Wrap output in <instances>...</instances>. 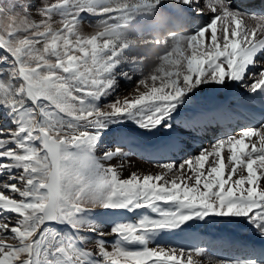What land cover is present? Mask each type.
<instances>
[{
    "label": "snow or ice",
    "instance_id": "obj_1",
    "mask_svg": "<svg viewBox=\"0 0 264 264\" xmlns=\"http://www.w3.org/2000/svg\"><path fill=\"white\" fill-rule=\"evenodd\" d=\"M0 264H264V0H0Z\"/></svg>",
    "mask_w": 264,
    "mask_h": 264
},
{
    "label": "bare ground",
    "instance_id": "obj_2",
    "mask_svg": "<svg viewBox=\"0 0 264 264\" xmlns=\"http://www.w3.org/2000/svg\"><path fill=\"white\" fill-rule=\"evenodd\" d=\"M84 21H85V31L87 32H91L93 31L94 29L92 27H89L88 24H87V21L85 20L84 18ZM141 27V28H140ZM137 28V29H136ZM140 29V30H139ZM154 28L152 27L151 25V21H148V20H142L138 23H134L131 27H128V28H125L123 29V31L129 33L130 35H132V32H136L138 30V35L139 36H143L142 38L144 39V41H146V39H148L149 35H150V32L149 31H152ZM145 33V34H144ZM134 35V34H133ZM146 35V36H145ZM148 35V36H147ZM138 38V36L136 37ZM158 38V37H157ZM139 40V39H138ZM142 40V39H141ZM125 43H131L132 45V49L133 48H138L140 46V44L137 42V41H134V43H132L131 41H127ZM146 46V45H145ZM155 44L153 43H149L147 44V51H154L156 50L154 48ZM141 49V48H140ZM218 94V97L220 98L221 101H225L227 99V97L229 96V93H226L224 90H219L217 89V92ZM216 94V95H217ZM215 96V95H214ZM212 96V97H214ZM211 98V96H210ZM257 100L259 101V98H257ZM253 103V102H252ZM255 104V103H254ZM257 106V105H256ZM259 107V105L257 106V108ZM131 161H132V164H133V168L132 169H129L127 171L124 172V176H127L128 175V171H131V170H137V169H142L144 171H155V168L153 165H150L147 161L143 160L142 158H139L138 156H132L131 157ZM231 226V225H230ZM220 246H217V251H224L223 248H219ZM226 254H229V252L225 251Z\"/></svg>",
    "mask_w": 264,
    "mask_h": 264
},
{
    "label": "rangeland",
    "instance_id": "obj_3",
    "mask_svg": "<svg viewBox=\"0 0 264 264\" xmlns=\"http://www.w3.org/2000/svg\"><path fill=\"white\" fill-rule=\"evenodd\" d=\"M85 18V20L86 21H88V20H90V19H95V18H93V17H88V16H85L84 17ZM5 23L7 24L8 23V20L6 19L5 20ZM157 33V32H156ZM156 33H154V35L152 34V35H149V37H148V39H146V41H144V39L143 38H141V37H138V38H136L137 36V33H135V32H132V35H130L131 36V39H130V41L132 42V43H134V41H137L139 44H140V47H138V48H133V49H131V51L128 53V55L129 56H140V55H147L148 57H149V59L150 60H155V54H156V51H150V52H148L147 51V44H149V39L151 38L153 41H155V40H157L159 37H160V35L159 36H157L156 35ZM134 34V35H133ZM157 34H159V33H157ZM158 37V38H157ZM139 39V40H138ZM142 39V40H141ZM146 45V46H145ZM141 48V49H140ZM155 49H156V46H155ZM157 50V49H156ZM147 52V53H146ZM226 93H229L228 92V90H224ZM126 92H127V90H124V92H123V94H126ZM217 92V89L216 90H209V91H207L206 93H204V96L205 97H209L210 98V96H211V98H212V96H214V97H217L218 96V94L216 93ZM217 94V95H216ZM151 137H144V138H142V141H147V140H149ZM135 156V155H134ZM150 165H153L151 162H148ZM139 170H141V171H144V170H142V169H139ZM123 175H124V173H123ZM208 225H210V226H212V225H214V226H219V227H225L227 230H232V229H234L235 227H233V226H237V225H233V224H225V223H223V222H219V221H216V222H213V221H209L208 222V224H207V226ZM231 225V226H230ZM207 226H205V227H207ZM204 227V228H205Z\"/></svg>",
    "mask_w": 264,
    "mask_h": 264
}]
</instances>
